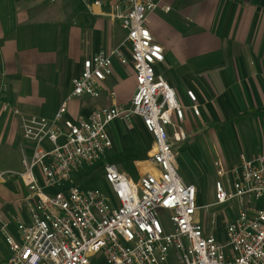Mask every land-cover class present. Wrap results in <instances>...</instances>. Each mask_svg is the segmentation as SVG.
Instances as JSON below:
<instances>
[{
  "label": "built area",
  "instance_id": "1",
  "mask_svg": "<svg viewBox=\"0 0 264 264\" xmlns=\"http://www.w3.org/2000/svg\"><path fill=\"white\" fill-rule=\"evenodd\" d=\"M91 4L111 7V16L126 37L120 47L83 61L80 75L71 80L67 101L98 98L113 74V59L131 65L135 92L128 108L113 103L85 120L64 117L67 101L51 119L22 117L29 154L23 155L18 177L31 201L29 222L17 223V238L4 227L8 257L3 264H264V148L251 158L241 155L232 168L214 162V201L204 207L208 221L215 222L212 207L237 205L235 218L225 226L224 241H219L197 220V189L185 183L176 168L172 140H185L181 127L185 110L198 117L199 108L192 91H186L189 106L181 105L174 89L155 72L164 51L154 41L147 20L157 4L153 0H91ZM131 116H137L152 137L156 172L134 181L106 164V189L73 185L47 192L103 159L112 147L108 126L114 121L128 126ZM161 214L168 218L169 230L161 223Z\"/></svg>",
  "mask_w": 264,
  "mask_h": 264
},
{
  "label": "crops",
  "instance_id": "2",
  "mask_svg": "<svg viewBox=\"0 0 264 264\" xmlns=\"http://www.w3.org/2000/svg\"><path fill=\"white\" fill-rule=\"evenodd\" d=\"M153 1L157 8L148 16L147 25L164 51V60L155 65V72L174 89L184 107L189 106L186 91H192L197 99L199 116L195 117L189 109L184 113L181 127L185 135L198 141L204 139L205 125L216 128L225 158L237 161L236 165L241 155L246 158L258 155L264 148V0ZM111 12V7L93 6L91 0L53 3L0 0V235L3 238L4 227L6 233L17 238V223L29 222L31 201L18 177L23 170V155L29 154L22 138L21 119L30 115L51 119L69 98L71 80L80 75L83 61L122 45L126 32ZM123 52L129 59L127 50ZM112 66L113 74L104 81L100 96L68 100L65 118L85 120L98 108L130 102L135 92L131 65L113 59ZM114 122L121 126V140L127 141L136 132L146 136L148 142L134 150L125 142L128 151L124 157L132 160L133 177L123 165H110L134 181L156 172L157 167L151 161L153 140L141 120L132 117L129 134H125L120 121ZM110 125L107 134L112 147L106 152L115 147ZM232 133L234 142H238L235 144L243 142L248 149L230 153ZM173 143L180 142L173 140ZM174 151L177 156L175 145ZM104 158L105 155L99 162ZM216 161L221 162L218 157ZM102 164L104 167L107 163ZM175 164L180 174L182 168L176 157ZM235 207L237 211L236 204ZM196 217L206 227L199 212ZM224 231L222 224L218 235H212L221 241ZM3 245L6 249L5 253L0 252V257L5 261L8 250Z\"/></svg>",
  "mask_w": 264,
  "mask_h": 264
},
{
  "label": "rangeland",
  "instance_id": "3",
  "mask_svg": "<svg viewBox=\"0 0 264 264\" xmlns=\"http://www.w3.org/2000/svg\"><path fill=\"white\" fill-rule=\"evenodd\" d=\"M119 104L120 101H118ZM123 105L128 108L130 106V102L127 100ZM186 111V110H185ZM134 116H131V119ZM131 119L130 125H125L122 123V127L124 129L125 134H129L131 130ZM115 125L112 127L111 125ZM110 125L111 133L114 136L115 147L110 151L106 152L105 158L103 161L96 164L94 167H84L78 170L75 173H72L70 179L60 187H55L52 189H47V192H55L62 188H67L73 186L75 184H80L79 186L82 188H106L104 183V178L102 177V169L103 164H116V166L120 167L123 165L124 169L127 170L130 176H134V171L131 168L132 160L124 157V152L128 151V147L130 150L138 149L139 147L146 146L148 139L146 136H141L140 134L132 133L130 138L125 141L121 140V126L114 122ZM228 133H231V129L228 128ZM110 131V130H109ZM221 135L218 134L216 128L212 129V127L204 126V139L200 138L198 141L196 139L189 138L186 134V140L181 141L180 143H172L175 145V149L177 151L176 161L179 163L182 168V172H180L181 178L185 183L192 184L197 189V205L200 207L199 215L205 218L207 233L217 236L221 225L224 227L227 223L231 222L234 219V215H236V207L234 203H227L222 206H214L211 208V213H213L215 217V222L213 225L210 224L208 219L206 218L207 213L204 210V207L210 205L214 201V184L217 180L214 168V162H216V158L218 157L224 167L232 168L236 165L237 161L227 160L225 158V154L222 150V147L219 145V137ZM230 139V148L229 152L238 154V152L243 149H248L247 146L241 142L240 144H235L238 142H234L233 133L229 136ZM195 140L197 142H195ZM245 139H243L244 141ZM151 141V140H150ZM126 142V144H125ZM193 142V143H192ZM194 142L196 145V149L193 150ZM225 151V150H224ZM226 152V151H225ZM125 158V159H124ZM102 164V165H101ZM36 172V171H35ZM161 223L165 224L163 226L167 227L169 230L168 218L161 214L159 216ZM209 223V224H208ZM213 229V230H212ZM223 234V231L221 232ZM221 236V235H220ZM221 236V241L224 239ZM4 238L0 235V252L5 253V247L3 245ZM3 260L0 257V264H3Z\"/></svg>",
  "mask_w": 264,
  "mask_h": 264
},
{
  "label": "bare ground",
  "instance_id": "4",
  "mask_svg": "<svg viewBox=\"0 0 264 264\" xmlns=\"http://www.w3.org/2000/svg\"><path fill=\"white\" fill-rule=\"evenodd\" d=\"M177 167V166H176Z\"/></svg>",
  "mask_w": 264,
  "mask_h": 264
}]
</instances>
